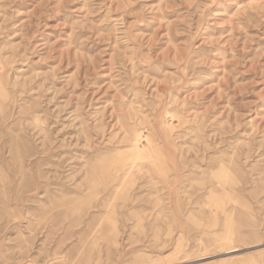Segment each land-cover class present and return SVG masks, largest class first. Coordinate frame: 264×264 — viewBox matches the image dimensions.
Wrapping results in <instances>:
<instances>
[{
    "label": "rangeland",
    "instance_id": "374dc122",
    "mask_svg": "<svg viewBox=\"0 0 264 264\" xmlns=\"http://www.w3.org/2000/svg\"><path fill=\"white\" fill-rule=\"evenodd\" d=\"M0 264H264V0H0Z\"/></svg>",
    "mask_w": 264,
    "mask_h": 264
}]
</instances>
